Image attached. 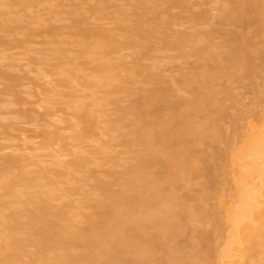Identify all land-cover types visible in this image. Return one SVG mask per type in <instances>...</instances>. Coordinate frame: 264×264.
Segmentation results:
<instances>
[{"label": "rangeland", "instance_id": "obj_1", "mask_svg": "<svg viewBox=\"0 0 264 264\" xmlns=\"http://www.w3.org/2000/svg\"><path fill=\"white\" fill-rule=\"evenodd\" d=\"M78 1H81L80 13H85L83 24L87 26V29L90 27L91 30H94L98 27L108 32L110 36L111 34L115 35V40L113 38L109 44L104 43V37L97 39L100 45H105L103 48L105 50L96 47L97 49L93 50L95 54H93L91 49L95 43L93 45L90 43L93 41V36L89 37V33L83 35L84 27L74 28L71 12L76 11L75 15H80L76 8ZM153 1L151 0V3L149 1L148 5L151 6L153 3L154 6L151 8L153 7L155 10L153 12L151 9L149 14L152 12V19L159 23L161 28L168 29L170 39L177 38L181 33L194 34L199 30H208L212 32L211 37L205 39L200 36L205 51L226 52L231 45L226 38V33H243L248 38L247 48L253 52L245 64L244 70L226 69L223 67L222 60L210 62V66L206 68L212 74L209 88L214 92L215 106H219L221 109L205 110L200 114L197 112L198 117L196 115L194 120H200L203 122L202 126L206 123L211 128L212 124L216 123L220 128V130L218 128L219 134L212 128L215 137L212 138L213 134H211L212 139L208 138L209 132L206 131L207 139L200 138L199 140V137L192 132L179 131L188 147L186 149H189V152L192 151L191 153L194 152L196 160L199 162L201 157L202 161L206 162L208 167L210 166L209 170L216 178V180L214 179L215 187L209 181L208 183L211 185L205 186L208 177H205L207 175L204 174L208 171H198L199 165L196 167L197 172L194 170V174L191 173L190 176L188 173L187 175L184 172L181 173L180 177L185 176L184 180L187 183L185 181L184 184L183 181L178 182L177 191L175 190L176 198L178 196L181 199L178 202L185 203L184 205L190 204L191 206L195 204L194 199H197V196L198 198L202 196L199 198L202 204L201 201L198 202V205L201 204V208H197L198 210L203 209L201 211L204 217L201 216V211V213L198 211L200 214H197L200 215L198 220L202 222L195 221L194 216V219L192 218L193 226L186 227L191 229L185 230L184 228L183 230L187 234L177 235L178 232H174L176 238L178 237L177 245L184 247L187 244V246L191 245L189 248L192 251H190L197 257L199 253L203 254L201 250L204 252V249L207 251L212 248L220 250L223 247L225 237L222 232L223 228H226L223 208L233 201L231 196L233 194L232 172H234V166L230 155L238 149L249 127L251 125L258 126L264 117V0H255V3L259 4V10L256 13L258 23L247 28L220 20L222 8L229 4L228 0H174V3L171 0ZM95 2H100V0H29L30 4H26L23 8L17 5L0 4V10L4 14L1 18L8 22L7 30L1 33L3 41L0 42V176L10 178L8 180H13V177L17 176V179L14 177L11 189L4 190L0 187V238L3 236V232L8 230L5 228L9 225L10 216L12 217L13 212L19 207L21 208L20 200L24 204L22 200L25 199L23 194L26 192L35 194L30 203L41 202L42 199H45L47 204L49 203V209L45 212L47 217L50 216L49 220L52 221L53 218L55 221L56 217H60L62 214V217L57 220L59 225L66 226V222H69L70 225L74 227L77 225L78 228L81 226L83 217L86 218L88 215L87 218H89L91 216L89 214L98 220L100 217H95V214L103 211L101 210L102 206H99L100 201L102 202V199L107 195L106 192L122 187L123 183H120L121 179L119 180L118 177L122 176L123 180H126L127 176L123 172L129 166L128 164L134 163L133 158L130 159L133 155L129 156L131 152L127 150L130 146L127 147L121 142L124 139L128 143L132 136L128 135L126 138L120 135L121 132L127 131L128 119L130 120L129 115L120 113V105L129 104L130 96L133 98L134 95H137L135 92L144 88L142 79L148 70L152 73L157 72L162 78L171 77L178 81L182 73L197 68L199 65L198 58L193 54L182 59L177 51L159 48V46L157 48L154 44L145 46L146 42L142 46L145 48L139 50L141 48L139 45H131L125 39L120 38L117 21L121 17L126 16L127 18L134 12V15L138 14L145 18L138 0H107L102 4ZM91 5H98L97 10L90 9ZM149 14L148 17H150ZM82 48L84 51L85 48L87 49V55ZM89 50L92 51L91 54H89ZM188 50L189 48L185 47L183 51L188 52ZM101 61L112 63L110 64L113 65L110 79L108 78L110 75L108 76L106 73L104 77L101 71L95 72L94 66ZM218 68H222L220 72H217ZM106 76H108L107 80H105ZM96 77L98 80L100 77L103 78L102 83H96ZM116 86L119 87L120 93H117ZM111 89L116 94H113ZM127 90L135 94L129 96ZM179 93L189 98L190 93L187 90H180ZM113 98L114 102L115 99L119 101V106L112 103ZM81 105L82 108H79ZM76 106L79 108L78 110L75 108ZM86 108L89 109V112L93 111L90 116L92 117L91 123L88 122V126L90 124L88 129L85 120L82 121L76 117L77 114H80L79 110L83 112V109L86 110ZM163 116L166 117L164 119H166L168 128L173 131L174 128L172 129L169 125L177 126V122L175 123L177 119L174 120L177 117L176 112L165 110ZM77 131H79L78 137ZM75 134L76 136H73ZM217 135L219 138L215 139ZM167 136L169 138L168 134L166 138ZM228 141L230 142L229 146ZM227 150L229 155H225ZM76 158L79 159V162L76 161L75 164ZM204 182L205 184H203ZM98 183H103L105 190H101V187L99 189ZM186 184L189 186L185 188ZM214 190L215 194L213 195ZM205 192L208 195L211 193L213 196L208 197ZM176 198L174 200L177 202ZM174 200L173 202H175ZM176 202L167 205H179ZM30 203L25 202L27 205L24 204V208L33 209L31 206L34 203L32 205ZM35 205H39V203ZM52 208L58 210L60 214L50 210ZM214 209L219 210L216 211V214L219 212L217 218H215L216 214L210 212ZM50 211L53 212V216H56L55 219L49 213ZM177 211L184 215V212L179 211V206H177ZM208 212L211 214L208 215ZM191 221L189 220L190 223ZM64 223L66 224L64 225ZM88 225L86 222L84 226H81V230ZM77 228L75 227V229ZM221 229H223L222 232ZM201 230L205 232L203 234L205 238L199 234L202 233ZM10 231L15 232L21 238L26 236L25 228L20 225H16ZM188 237H194L193 240L200 238L194 242ZM143 238H146L145 235ZM175 239L172 243L174 246H176ZM79 240L76 239L69 244L81 250L83 241L80 243ZM170 244L171 242H168L169 246H173ZM205 244L206 246L208 244L209 248H205ZM179 245L177 246L179 250L177 257H180L178 259L182 263L179 260L177 263L186 264L189 262V259L188 262H186L187 258L185 259L190 254H187L189 250L185 252L186 249L184 248V251ZM214 245L216 246L214 247ZM34 246H26L25 251L29 253V256L24 253L25 251L23 252L25 255H19L21 263L28 261L26 263L29 264L35 260V264H45L42 263L41 252L36 253L38 248ZM253 247L255 249L254 245L252 249ZM198 249H201V252ZM159 253H155L154 259L164 262L163 256L159 258V255H156ZM253 253L256 254L254 250L246 251L244 260H250ZM31 255H34L32 258H38L29 261ZM205 255V258H208L207 254ZM199 256L197 258L200 259L201 255ZM216 258L218 260L220 257ZM214 260V264L220 263L216 259ZM199 261V264H203L201 260ZM154 264L156 263L154 262ZM221 264L223 263L221 262Z\"/></svg>", "mask_w": 264, "mask_h": 264}, {"label": "bare ground", "instance_id": "obj_2", "mask_svg": "<svg viewBox=\"0 0 264 264\" xmlns=\"http://www.w3.org/2000/svg\"><path fill=\"white\" fill-rule=\"evenodd\" d=\"M1 1L2 0H0V4L17 5L20 6V8L25 7L26 4H30L29 0ZM138 1L139 5L142 6V12H144L143 16H145V18H142V16H139L138 14L134 15V12H132L133 15L131 13L127 18L126 16H123L118 21L116 20L118 23L117 28L120 32V38L123 40L125 39V41L131 45H139L141 47L139 50L145 48L147 44H154L157 48L159 46V48L177 51L182 59H185L189 54H193L199 60L198 67L191 69L186 73H182L181 78L178 81L171 77L162 78L159 74H157V72H155L156 74L153 72V74L148 70L145 72L146 74L142 79L144 88L142 87L139 92H135L137 95H134L132 98L130 95L135 93L130 90L126 91L127 95H129L131 99L129 100V104L126 106L120 105L119 110L121 114L123 113L122 115H129V129L127 127V131L125 130L121 132L122 134L120 133V135L122 137L125 136L126 138L128 135L132 136L130 137L131 139L128 143L122 138L121 139L123 141L121 140V142L127 147L130 146V149L128 148L127 150L131 152L129 156L133 155L130 159L133 158L134 163L132 164L129 160V163L131 162L132 165L128 164L129 166H127L123 172L124 175L127 176L126 180H123L122 176L118 177L119 180H123L122 182L120 180V183H123L121 184L122 187L120 186V189L115 191H109L110 194L109 192H106L107 195H105L102 199V202L100 201V204L98 203L99 206H102L101 210H103L102 213L97 215L95 214V217H100L98 220H95L96 218H92V214H89V216L91 215L89 218H87L88 215H85L86 218L83 217L80 225L84 226L86 222L89 225L82 230L81 226L77 228V225H75L78 229L77 230L74 226L70 225L71 223L69 222H66L67 224L64 223L66 226H62L63 224L59 225L57 220L62 217V214H60L58 210H53L52 208L50 210H53V212L57 211L60 214V217L53 216V212L50 211L49 213L54 217V219L56 217V220L54 221L53 218L52 221L49 220L50 216L47 217V213H45L49 209V203L47 204L45 199H42L41 202L30 203V201L35 197V194L34 192H26V194H23L25 199L22 201H24V204L26 202L27 204L30 203V205L34 203V205L31 206L33 209L29 210L27 207L24 208V204H22L20 200L21 203L19 202V204L21 208L19 207L18 210H15L12 217L10 216L11 220L9 218V225L5 228L8 230H3L5 232H3V236L0 238V264H24L28 262L26 261L21 263L19 261V255L26 254L29 256V253H26L25 251L27 245L37 246L38 249L36 253L41 252L43 259L42 263L45 264H154V262L158 264L163 262V260L154 259L155 253L158 252L160 253L156 255H159V258L160 256H163L165 260L162 264L182 263V261L178 259L180 257H177V252L179 251L177 246L179 244L177 245L178 237L176 238L175 233L178 232L177 235L181 233L184 234V228L185 230H190L191 228L186 227L193 226L192 222L194 220L200 221L198 220V216L200 215L197 214L203 209H197L201 208L200 205L202 204V201L199 198L202 196L199 198L197 196V199H194L195 204H192L191 206L190 204H187L188 208L187 205H184L185 203L180 204L178 202L181 201V199H179L178 196L176 198V186L179 185L178 182L180 181H183V184L184 181L187 183L186 180H184L185 176L180 177V175L184 172L185 175L188 173L190 176L194 170L197 172L196 167L200 165V169H198V171L201 170V172H204L206 170L209 172L204 174L207 175L205 177H208L207 181L205 180L207 185L205 182L203 183L205 186L213 184L212 186L215 187L214 184L216 178H214L213 174H211L212 172L209 170L211 169L210 166L208 167V164H205L206 162H203L201 157L199 162V160H196L194 152L191 153L192 151L189 152L190 150L186 149L188 147L185 144V140L181 137L180 132H192L199 137V140L200 138H204V140H206L208 136V138L212 139L216 136L214 135V131L212 129L214 128L218 131L219 126L216 123L212 124L211 128V126L206 123L202 126L203 122L200 120H194L196 115L200 114L202 111L221 109L219 106H215L216 100L214 98V92L209 88V82L212 78V74L206 68L210 66V62L214 63L216 60H222L224 62L223 67L226 69L244 70L245 64L253 55V52L249 51L247 48L246 44L248 38L243 33H226V38L231 43L229 50L226 52H221L219 50L214 52L205 51L200 36L205 39L211 37L212 32L208 30H199L194 34L181 33L177 38L170 39L168 29L161 28L159 23L152 19V12L149 14L151 9L153 12L155 10L153 7L151 8V6H154L153 3L151 6L148 5L151 3V0H149L150 3L148 0ZM78 2L76 4V8L79 11L77 13L80 15L76 16V11H74L75 13L71 12L72 15L70 14L72 16L71 19L73 21L74 28L77 29V27H84V30L82 31L84 33L83 35L89 33V37L93 36V41L90 43L92 45L95 43V46L91 49L92 51L96 47L105 50L103 49L105 45H100L97 42V39H102L104 37V43L106 42V44H109L113 38L115 40V35L111 34L110 36L108 32L98 27L94 30H91L90 27L87 29V26L83 24L85 13H80L79 9L81 8V1ZM103 2L105 3L107 0H100V2L95 3L102 4ZM171 2L174 3L175 1L171 0ZM228 3L230 5L227 4L222 8V14L220 16L221 21L234 23L241 28H247L258 23L256 13L259 10V4H257V2L255 3V0H228ZM97 8L98 5H91L90 9H94L96 11ZM81 14H83V16H81ZM148 14L150 17H148ZM2 15L4 16L3 12L0 10V18ZM7 23L6 19H0V42L3 41L1 33L8 28ZM81 43L84 48L83 40ZM143 43L145 44L144 47H142L144 45ZM96 44L98 45L96 46ZM185 47L189 48L188 52L183 51ZM86 51L87 49L85 48L84 52L87 55L88 52ZM92 51L89 50V54H91ZM94 51L93 54H95ZM84 52L83 54H85ZM254 53L259 54L258 52ZM110 64L112 63H108L106 61L98 62V65L96 64L97 66H94V70L96 69L95 72L101 71L104 74V77L106 74L108 76L110 75L109 77L106 76L105 80H107V77L110 79V71L113 68V65L111 66ZM222 68H218L217 72H220ZM98 77L95 79L96 83H100L103 80L101 77L98 80ZM113 88L115 91V87ZM118 88L119 87L116 86L117 93H120L121 91L120 89L118 90ZM180 90H187L190 93L188 96L189 98H186L187 96L185 97L180 95ZM114 91L112 90L113 94L116 92ZM116 100L117 99H115L114 102L113 98V101H111L112 103L114 102V105L119 106V101L117 100L116 102ZM77 106L75 108H77ZM79 108H82V105ZM79 108H77V110ZM84 109L83 112H80L79 110L78 113L80 114H77L78 116L76 115V117L79 118V120H85L84 122L86 123V128L88 129L90 126V124L88 126V122L91 123L92 117L90 116L93 111L91 112L90 110L89 112L88 108H86V110ZM95 110L97 109L95 108ZM165 110H173L176 112L177 117L175 116L176 118L174 120L177 119L175 121V123L177 122V126L173 127L174 125H169L172 129L174 128L173 131H170L166 119H164L166 118L163 116ZM205 126L206 128L209 126V128L206 129ZM206 131L207 133L209 132L210 135L208 133L207 136L205 134ZM78 132L79 131H77V137L79 135ZM219 132L220 131H218L217 134H219ZM167 134L169 135V138L168 136L166 138ZM211 134H213L212 138ZM73 136H76V134ZM73 138L75 139L76 137ZM218 138L219 135H217V138L215 139ZM227 144L229 146L230 142L228 141ZM227 154L229 155L228 150L225 151V155ZM202 158L204 159V157ZM230 158L234 166V172H232L233 194L231 196L233 201L226 206L221 205L222 207H225L223 209L225 212L226 222V228H223V232V229H221V232L225 237H223V247L220 250L214 248L215 251L213 248L207 251L203 247L205 252L198 249L199 252L202 251L203 254H207L209 258H205V254L203 255L202 253H199V255H201V258L199 259L197 258L199 255L196 257L195 254L191 253V245L187 246V244V247L179 245L180 248H183V250L184 248L186 249V251L184 250L185 252L189 250V252H187V254L190 253L188 254L189 258L187 254H180L182 256L187 255L185 259L187 258L186 262H188L189 259V262L186 264H199V260H201L203 264H214V259L220 262L219 264H221V262L223 264H264V117L258 126L251 125L249 127V130L243 137L240 146L230 155ZM76 161L78 163L79 159L76 158L74 160L75 164ZM201 163L202 166L205 164L204 166L208 168L204 166L203 168ZM14 177L13 180H8L10 178L7 179L6 177L0 176V187L4 190L11 189ZM182 178L183 180H181ZM208 181L211 184H209ZM174 184L175 187H173ZM188 184L185 185V188L186 186H189ZM98 185L99 189L101 187V190H105L103 183H98ZM180 187L182 188V186ZM200 194L202 195V191ZM214 194L215 190L213 195ZM205 195L208 194L205 192ZM213 195L210 193L208 197ZM175 198L179 205H174L176 202L174 200ZM173 200L175 202H173ZM199 201H201V204L199 203L200 205H198ZM37 203H39V205H35ZM169 203L170 205L172 203L174 204L172 206H168L167 204ZM222 203L224 202L222 201ZM177 206H179V211L184 212V215L178 213ZM214 210H210V212L215 215L216 211L219 210ZM211 213L208 212V215ZM218 213L219 212L215 215V218H217ZM201 216L204 217L203 212ZM187 223L191 225H188ZM16 225H20L25 228V238H21L15 234V232L13 233L10 231ZM5 226L6 224L4 227ZM201 232L202 233H199L200 235L205 233L203 230H201ZM144 235L146 238H143ZM194 237H188V239H192L191 241L196 242L201 236L197 239L195 238L196 241L193 240ZM202 237H204V235ZM202 237L201 239H203ZM76 239H80V243L83 241V244L81 243V250L76 247L75 249L71 246V244H69V242L74 240L76 241ZM174 239L176 240V246L172 244L174 243ZM168 242H171L173 246H169ZM251 245H254L256 250L254 247L252 249ZM215 246L216 245H214V247ZM207 247L208 244L205 248ZM249 250H254L256 254L253 253V257L250 260L245 261V252ZM23 252L25 254H23ZM32 257H34V255H31V259L29 258V261L38 258ZM216 257L220 258L217 260ZM181 258L183 259V257ZM177 260L181 263H177ZM34 261H32L33 263L29 262V264H35Z\"/></svg>", "mask_w": 264, "mask_h": 264}]
</instances>
